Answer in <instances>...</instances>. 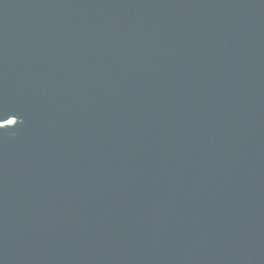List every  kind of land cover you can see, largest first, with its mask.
I'll use <instances>...</instances> for the list:
<instances>
[{
    "label": "water",
    "instance_id": "95a60500",
    "mask_svg": "<svg viewBox=\"0 0 264 264\" xmlns=\"http://www.w3.org/2000/svg\"><path fill=\"white\" fill-rule=\"evenodd\" d=\"M0 127V264H264V0H0Z\"/></svg>",
    "mask_w": 264,
    "mask_h": 264
},
{
    "label": "snow or ice",
    "instance_id": "6c2138e0",
    "mask_svg": "<svg viewBox=\"0 0 264 264\" xmlns=\"http://www.w3.org/2000/svg\"><path fill=\"white\" fill-rule=\"evenodd\" d=\"M6 126V125H5ZM5 126H3V127H5ZM3 127H0V128H3Z\"/></svg>",
    "mask_w": 264,
    "mask_h": 264
}]
</instances>
